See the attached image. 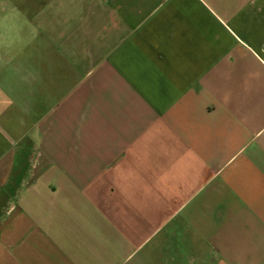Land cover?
Returning <instances> with one entry per match:
<instances>
[{"label": "crops", "instance_id": "obj_1", "mask_svg": "<svg viewBox=\"0 0 264 264\" xmlns=\"http://www.w3.org/2000/svg\"><path fill=\"white\" fill-rule=\"evenodd\" d=\"M0 264H264V0H0Z\"/></svg>", "mask_w": 264, "mask_h": 264}]
</instances>
